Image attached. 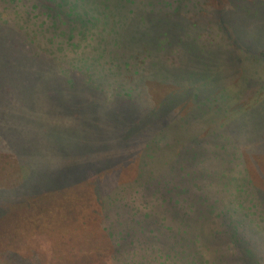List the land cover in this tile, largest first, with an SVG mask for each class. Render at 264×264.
<instances>
[{
    "label": "rangeland",
    "instance_id": "rangeland-1",
    "mask_svg": "<svg viewBox=\"0 0 264 264\" xmlns=\"http://www.w3.org/2000/svg\"><path fill=\"white\" fill-rule=\"evenodd\" d=\"M22 1L16 12L32 8L27 25L32 32L47 19L39 15L41 9H33L36 0ZM92 1L76 6H93ZM211 1L219 6L231 0ZM150 2L154 0H125L124 8L142 14ZM14 11L13 4L0 0V39L8 36L9 25L19 27ZM228 21L220 16L215 26L229 30ZM50 34L55 35L53 30ZM41 36V44H48L49 35ZM92 44L88 57L107 46L102 42L98 50L100 43ZM12 48L9 39L0 43V110L21 95L23 105L17 108L26 111V119L6 124L1 116L0 264H264V158L258 155L264 141L254 130L262 124L264 104L259 109L257 104L264 94L254 93L249 104L244 101L249 81L264 83V68L243 62L233 83L229 57L218 72L186 85L166 71L161 73L165 76L152 72L135 80V72L123 66L130 58L126 52L119 61L122 73L107 72L101 83L105 94L92 96L77 88L88 106L65 112L60 110L67 98L30 76V55H14ZM195 83L204 87L190 88ZM130 89L136 94L134 105H120ZM88 95L92 101H85ZM197 105L202 108L195 109ZM182 113L190 125L179 121ZM143 129L147 132L139 141ZM220 154L236 159L234 173L225 170L229 156L225 161ZM204 171L217 177V182L200 181L206 193L219 192L215 205L179 208L178 215L172 213L175 208L162 211L161 184Z\"/></svg>",
    "mask_w": 264,
    "mask_h": 264
},
{
    "label": "trees",
    "instance_id": "trees-1",
    "mask_svg": "<svg viewBox=\"0 0 264 264\" xmlns=\"http://www.w3.org/2000/svg\"><path fill=\"white\" fill-rule=\"evenodd\" d=\"M38 1L36 0L33 9H41L42 14L39 15L46 17L51 24L43 19L37 24L40 27L31 32L27 25L30 26L28 16L32 13V8L29 9L26 6L25 11L17 13L16 8L22 4V0H2L3 3L13 4L17 18L16 24H19V27L14 24L9 25L8 36L1 37L0 43L9 39L13 44L10 52L12 51L14 55L16 52L30 55L26 64L29 75L37 77L46 89L58 90V93L61 92L62 96L67 98L65 108L61 107L60 111L66 112L71 107L78 109L77 106H84L85 102H82V98L78 94L80 91H87L92 96L98 93L103 94L101 83L107 79V72L110 75L114 71L117 74L118 72L122 73L119 61L122 56L126 57L127 53L130 58L123 62V66L125 70L129 69L135 72L132 76L135 80L139 79V75L140 77H149L152 72L161 75L166 71L176 78H182V82L186 85V82H195L197 78H206L214 70L218 72L225 64L221 63L225 62L223 58L229 57L233 58V72H235V78L231 81L233 83L237 81L236 78L242 72L241 64L243 62L252 61L260 69L264 68V0H231L228 5L221 4L219 6L211 4V0H205L203 3H191V0H154V3L150 2L146 5L150 10L142 14L126 11L125 0H95L92 1L93 6L87 4L76 6L77 3H82L84 0ZM45 3L47 5H44ZM156 7L164 9L156 11ZM220 8H222L220 10L222 15L218 11ZM234 11L238 13L236 17ZM217 13L221 17L223 16L226 21L229 20L226 22L229 24L228 26H231L229 30L225 31V29L215 26L220 17ZM225 14L229 16L228 20L225 18ZM47 17H52L53 20ZM231 20L232 22H230ZM47 27L49 29L46 31ZM52 30L55 33L54 37L50 34ZM95 30L98 31V35L92 32ZM46 33L49 35L48 44L42 45L39 39ZM194 35L198 39H194ZM93 41L100 43L97 47L98 50L101 49L102 42L107 46L102 47L103 51L98 52V56L88 57L90 54L86 53L94 48ZM57 45L60 54H56L55 47ZM179 60L183 62V68L176 66ZM93 64L97 66H93ZM7 65L16 66L11 65V62H7ZM102 66L103 68L105 66L106 69H102ZM135 68H142L144 71L138 72ZM174 71H178L177 76L173 74ZM94 77L99 80L98 85L95 83ZM146 79L143 80V84L147 82ZM173 82L178 81L174 80ZM176 85L180 86L178 83ZM198 87L202 88L204 85L195 83L190 88ZM77 88H81V90L77 91ZM141 90H143V86ZM199 91L202 96L203 90L199 89ZM254 93L260 97L264 94V83L261 79L249 81L244 94V101L247 104L252 101ZM10 96L12 97V94ZM20 96L15 94L12 97V105L5 102L6 105L2 106L3 111L0 110V122L1 116H6L7 120L3 123L24 124L26 111L17 108L18 104L23 105ZM69 96H71V102ZM135 97L136 94H133V90L130 89V92H127L121 99L124 102H121L120 105L126 103H129L130 106L134 105ZM1 99L2 97H0V102ZM257 99L261 98L257 97ZM88 100L92 101L89 95L85 101ZM262 104H264V100L257 104L259 105L257 109L263 108ZM86 106L88 105L85 104ZM200 108L202 107L197 105L195 109ZM182 116L186 117L182 113L178 119L184 124L187 120ZM187 124L190 125L188 122ZM254 130L256 133L262 134L261 138L264 141V115L262 124L260 126L255 124ZM146 132V129L141 131L139 141L142 133ZM122 136L120 135L121 138ZM223 149L225 150V146ZM258 152V155L264 158V146ZM239 153L241 154V151ZM217 156H222L225 161V158L229 156L225 170L229 172L228 175L234 173L236 159L229 154ZM251 169L257 172L262 170L260 166H251ZM208 172L204 171L201 174L188 172L180 178L177 176L176 180H172V183L161 184L158 189L160 195L158 205L162 211H164V207L175 208L172 213L178 215L179 212H182L177 210L179 208L189 206L204 208L205 205H215L219 201L217 196L219 192L210 195L200 184V181L205 178H214L217 182V177ZM247 172L250 173V170ZM185 182L188 184L186 185ZM117 236H121V233H118Z\"/></svg>",
    "mask_w": 264,
    "mask_h": 264
}]
</instances>
